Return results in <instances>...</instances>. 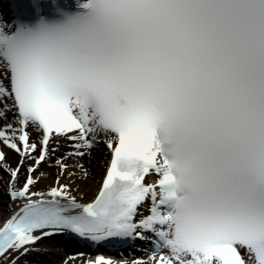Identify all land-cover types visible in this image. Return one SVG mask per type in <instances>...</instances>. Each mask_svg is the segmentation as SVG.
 Masks as SVG:
<instances>
[{
    "label": "snow or ice",
    "instance_id": "1",
    "mask_svg": "<svg viewBox=\"0 0 264 264\" xmlns=\"http://www.w3.org/2000/svg\"><path fill=\"white\" fill-rule=\"evenodd\" d=\"M11 12L0 146L19 159L0 150V264H28L45 239L96 253L62 264H264V0H14ZM100 148L102 182L81 202L92 176L79 160ZM44 165L58 172L42 188ZM137 241L147 259L100 252Z\"/></svg>",
    "mask_w": 264,
    "mask_h": 264
},
{
    "label": "bare ground",
    "instance_id": "2",
    "mask_svg": "<svg viewBox=\"0 0 264 264\" xmlns=\"http://www.w3.org/2000/svg\"><path fill=\"white\" fill-rule=\"evenodd\" d=\"M7 7V4L5 5L4 0H0V10H5V8ZM2 16V13L0 12V17ZM12 20V19H11ZM11 20L9 22H11ZM0 150H3L7 153V157H8V163L12 166L15 167L16 163L19 159L18 156L13 155L9 150H7L6 148H4L3 146H0ZM67 149H62L61 151H66ZM110 159L109 155L106 152V149L104 148L103 150V155L100 158V162L98 164V167L95 168V166H90L87 165V168L89 169H93L94 172L91 173L92 179H89L86 183L83 181H78L79 186H80V192L83 193L84 195V199L81 202H91L94 198L95 195L97 194L98 190H99V186H100V182H102V178L104 175V171H105V161ZM53 165L55 164V162H53ZM67 164L69 165H73L75 163H77L76 160L74 159H69L66 161ZM80 163V161H79ZM55 167V166H54ZM48 167L47 165H44L40 170L44 171L47 173V178L43 179V182L41 183V187H47L48 185H51L54 183L53 179H55V176L57 174L58 168L55 167ZM57 169V170H56ZM23 175L20 176V181L21 183L23 182ZM148 182H151L152 184H155L157 181V177H155L154 175H150L148 177ZM66 182V181H65ZM19 186V185H18ZM77 197L79 199V195L80 193H76ZM9 204H10V200L9 197L6 201H4V206L2 208H0V225L3 224V222L11 215V212L9 211ZM15 208V205H13V209ZM52 244L55 246H50L49 247H44L43 244ZM39 245H43L44 249H46V251H42L39 254H33L29 257H27V260L33 261L36 264H62L63 259L70 254H76L80 251H84L86 253H88L90 256L93 257L92 253H94V251L90 248H86V247H82V246H77V245H73V244H65L62 241H56V240H50V239H45L42 242H38L37 246ZM136 246L138 248H140L142 245H140V243L137 241L135 245H129V247L127 249H125L126 253L124 256V259H147V257H143V256H134L133 250L136 249ZM64 249L65 251H59ZM101 253L104 254L106 257L111 253V251H107V249H101ZM48 253V254H47ZM46 255V256H45ZM94 258V257H93ZM20 264H24V258L21 259Z\"/></svg>",
    "mask_w": 264,
    "mask_h": 264
},
{
    "label": "rangeland",
    "instance_id": "3",
    "mask_svg": "<svg viewBox=\"0 0 264 264\" xmlns=\"http://www.w3.org/2000/svg\"><path fill=\"white\" fill-rule=\"evenodd\" d=\"M103 150H104V148H100L98 151H96L91 156V158H83V159L79 160L80 163H82L86 168H87V165L95 166V168L98 167V164L101 161L100 158L103 155ZM13 155H15V154H13ZM53 162H55V161L53 160ZM87 169H89V168H87ZM54 170H55V167H54ZM89 170H90L91 173L94 172L93 169H89ZM55 172H58V171H55ZM8 180H9L8 175L6 173H4L3 170H0V208H2L4 206V201H6L8 199V196L6 194L7 193V187H8ZM53 181H54V179H53ZM43 245H44V247H49V245L52 246V247L55 246V245L47 244V243H45ZM43 245H39L37 247H39L40 249L43 250L44 249ZM138 249L139 248L136 247L135 251L133 252L134 256H138V257L143 256V257L146 258V256H144L141 251H138ZM59 251H65V250L64 249H62V250L59 249ZM121 253H122V255H121ZM125 253H126L125 251L118 250V251L110 254V256H107L106 258H115L117 260H121V259H124ZM95 254H96L95 252L92 253L93 257L95 256ZM72 255H74V254H72ZM27 261H28V264H36L37 263V262L34 263L33 261H30V260H27Z\"/></svg>",
    "mask_w": 264,
    "mask_h": 264
}]
</instances>
